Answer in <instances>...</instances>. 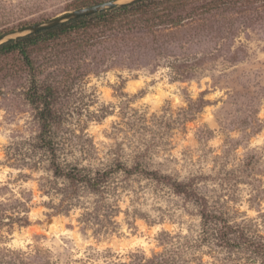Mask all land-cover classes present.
I'll use <instances>...</instances> for the list:
<instances>
[{
    "label": "rangeland",
    "instance_id": "rangeland-1",
    "mask_svg": "<svg viewBox=\"0 0 264 264\" xmlns=\"http://www.w3.org/2000/svg\"><path fill=\"white\" fill-rule=\"evenodd\" d=\"M84 1L0 0V31ZM158 6L30 47L33 72L0 55V264H264V0Z\"/></svg>",
    "mask_w": 264,
    "mask_h": 264
},
{
    "label": "trees",
    "instance_id": "trees-1",
    "mask_svg": "<svg viewBox=\"0 0 264 264\" xmlns=\"http://www.w3.org/2000/svg\"><path fill=\"white\" fill-rule=\"evenodd\" d=\"M101 1L103 0H96V1L86 0L79 6H76V8L93 5ZM185 1L186 0H136L119 7H114L111 9L95 12L86 16H79L71 20L65 21L63 23L57 24L53 27L39 30L34 33L28 34L26 36L2 43L0 44V55L17 51L19 54L23 56L25 61L29 63V66L33 72L34 67L31 64L28 55V49L30 47L48 42L50 40H53L55 38H58L73 31L85 29L91 25L110 23L112 21L119 20L123 16H131L134 14L143 13L144 11H147L150 8L156 10L159 8V6L157 7L158 4L167 3L169 6L172 7H174L175 5L176 6L182 5L183 7ZM172 22L174 23L177 21L172 20ZM3 32L4 31H0V34H2ZM32 76L33 79L31 82V86L27 92V98L33 105L37 106L36 108L38 110V117L41 122L42 132L47 133L51 126V118H50L51 110L48 101H46L47 99L46 95L52 94L51 89L45 88L44 89L46 90L45 93L39 92L36 84V80L34 79V73ZM40 104L42 105V107L39 106ZM43 141L45 146L49 150H53L51 140L48 137L43 139ZM53 167L55 169L54 170L55 174L64 176L70 181L87 182L91 187L94 188L95 183L91 182V179L86 177V175H77L76 173L64 171L60 167V165L57 164L54 160H53ZM126 171L130 172V169H127ZM169 180H170V184L175 189V191L189 194L188 186L186 184L178 182L176 180H172L171 178H169ZM207 214L208 213L203 210L201 216L207 219L208 218Z\"/></svg>",
    "mask_w": 264,
    "mask_h": 264
},
{
    "label": "water",
    "instance_id": "water-1",
    "mask_svg": "<svg viewBox=\"0 0 264 264\" xmlns=\"http://www.w3.org/2000/svg\"><path fill=\"white\" fill-rule=\"evenodd\" d=\"M136 0H107L102 1L93 5L84 6L81 8L73 9L71 11L60 14L59 16L47 19L41 22L29 24L17 29H13L0 34V44L14 40L28 34L34 33L39 30L47 29L53 27L57 24L63 23L65 21L71 20L79 16H86L95 12L111 9L114 7H119L124 4L131 3Z\"/></svg>",
    "mask_w": 264,
    "mask_h": 264
}]
</instances>
